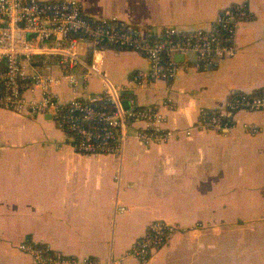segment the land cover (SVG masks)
Masks as SVG:
<instances>
[{
	"label": "crops",
	"instance_id": "obj_1",
	"mask_svg": "<svg viewBox=\"0 0 264 264\" xmlns=\"http://www.w3.org/2000/svg\"><path fill=\"white\" fill-rule=\"evenodd\" d=\"M79 1L88 17H117L156 34L168 26L208 28L223 10L246 3L252 18L238 27L234 57L201 68L194 53L176 55L173 80L129 94L158 105L168 126L181 130L195 125L201 108L219 110L240 93L264 94V0ZM150 67L137 52L106 51L104 74L114 84ZM102 89L94 75L79 84L80 93ZM55 91L65 101L73 97L65 81ZM233 121L227 132L193 129L151 146L130 136L117 158L75 152L49 115L0 109L8 134L0 139V264H37L18 249L22 242L102 261L123 258L155 220L183 230L148 262L125 257L123 264H264V109L238 111Z\"/></svg>",
	"mask_w": 264,
	"mask_h": 264
},
{
	"label": "built area",
	"instance_id": "obj_2",
	"mask_svg": "<svg viewBox=\"0 0 264 264\" xmlns=\"http://www.w3.org/2000/svg\"><path fill=\"white\" fill-rule=\"evenodd\" d=\"M251 18L247 4L239 3L220 12L208 28L180 31L168 26L156 34L144 33L117 17H88L79 0H0V109L49 115L67 133L75 152L85 155L121 158L130 136L151 146L191 135L193 129L227 132L236 112L264 109V94L240 93L219 110L201 108L195 125L181 130L168 126L158 105H141L129 92L158 79L173 80L180 68L176 55L194 53L201 68L217 67L234 57L238 27ZM109 48L142 54L151 67L133 73L128 84H114L104 74ZM93 75L102 78L103 89L80 93L81 79L88 81ZM63 81L73 93L67 101L55 91ZM182 230L177 224L155 220L123 258L146 263ZM18 249L37 264H123V258L102 261L66 255L47 244L22 242Z\"/></svg>",
	"mask_w": 264,
	"mask_h": 264
},
{
	"label": "rangeland",
	"instance_id": "obj_3",
	"mask_svg": "<svg viewBox=\"0 0 264 264\" xmlns=\"http://www.w3.org/2000/svg\"><path fill=\"white\" fill-rule=\"evenodd\" d=\"M81 44H82V43H80L79 46H81ZM79 54L82 55L80 52H79ZM82 56H83V55H82ZM3 130H4V125H0V133H1V134H0V139H6V138L8 139V134H6V135H3V134H2V133H3ZM129 131H130V132H133L132 129H130Z\"/></svg>",
	"mask_w": 264,
	"mask_h": 264
},
{
	"label": "water",
	"instance_id": "obj_4",
	"mask_svg": "<svg viewBox=\"0 0 264 264\" xmlns=\"http://www.w3.org/2000/svg\"><path fill=\"white\" fill-rule=\"evenodd\" d=\"M177 56H181V57H182L183 55H182V54H180V55H177ZM125 105H126V106H128V105H129L128 101H125Z\"/></svg>",
	"mask_w": 264,
	"mask_h": 264
},
{
	"label": "trees",
	"instance_id": "obj_5",
	"mask_svg": "<svg viewBox=\"0 0 264 264\" xmlns=\"http://www.w3.org/2000/svg\"><path fill=\"white\" fill-rule=\"evenodd\" d=\"M256 93H257V94H260V93H261V90H258ZM34 244H35V243H34ZM38 245H40V244H38Z\"/></svg>",
	"mask_w": 264,
	"mask_h": 264
}]
</instances>
